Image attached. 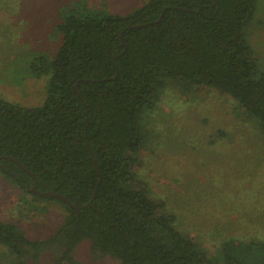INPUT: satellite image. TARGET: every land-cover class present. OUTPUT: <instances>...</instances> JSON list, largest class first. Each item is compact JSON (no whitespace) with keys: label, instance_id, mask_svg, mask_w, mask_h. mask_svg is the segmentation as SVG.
Instances as JSON below:
<instances>
[{"label":"trees","instance_id":"trees-1","mask_svg":"<svg viewBox=\"0 0 264 264\" xmlns=\"http://www.w3.org/2000/svg\"><path fill=\"white\" fill-rule=\"evenodd\" d=\"M81 3L63 8L60 48L33 67L38 78L51 76L44 104L0 98V172L32 196L22 201L27 209L46 213L43 203L58 201L67 215L55 235L37 241L0 221V246L17 264H38L50 249L61 251L54 264H83L74 251L84 241L95 258L122 264H216L138 186L136 166L151 140L145 118L171 85L231 96L264 134V72L248 43L258 0H148L128 15L103 16ZM223 262L264 264V241L229 240Z\"/></svg>","mask_w":264,"mask_h":264},{"label":"rangeland","instance_id":"rangeland-1","mask_svg":"<svg viewBox=\"0 0 264 264\" xmlns=\"http://www.w3.org/2000/svg\"><path fill=\"white\" fill-rule=\"evenodd\" d=\"M80 2L103 16L128 15L148 0H0V98L26 107L44 104L51 76L38 78L33 67L41 56H55L63 40L56 31L63 8ZM248 43L264 72V0H258ZM145 123L151 140L139 154L137 184L165 203L179 230L216 264H224L229 240L264 241V134L231 96L171 85ZM24 197L32 199L0 172V221L19 225L31 240L51 238L64 222L65 207L46 201L48 212L39 213L27 209ZM60 256L50 249L38 264H54ZM74 257L83 264H122L95 258L90 241ZM17 262L0 246V264Z\"/></svg>","mask_w":264,"mask_h":264},{"label":"water","instance_id":"water-1","mask_svg":"<svg viewBox=\"0 0 264 264\" xmlns=\"http://www.w3.org/2000/svg\"><path fill=\"white\" fill-rule=\"evenodd\" d=\"M161 18H162V17H161ZM161 18L159 19V21L161 20ZM117 69L119 70V68H117ZM78 92H79V90H78ZM79 93H80V92H79ZM93 160H94V164H95V168H96V170L98 171V173H100V171H99V167H98V163H97V161H96V159H95L94 156H93ZM15 161L18 162L19 165H20L22 168H24L28 173L32 174V173L29 171V169H28L24 164L20 163V162L17 161V160H15ZM31 191H32L33 193H35V194H38V195L42 196V197H50V198H53V199H57V200L63 201V202H65V203L69 204V205H72V206L75 207L78 211H79L81 208H84V207H85V206H75V205H73V204L71 203V201H70L65 195H63V194H61V193L53 192V191H50V190H48V191H38V190H36V189H32Z\"/></svg>","mask_w":264,"mask_h":264}]
</instances>
